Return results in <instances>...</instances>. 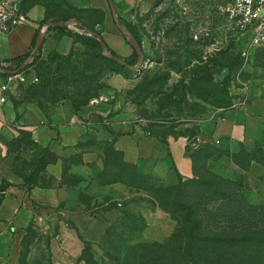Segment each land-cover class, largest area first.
Instances as JSON below:
<instances>
[{
	"label": "rangeland",
	"instance_id": "rangeland-1",
	"mask_svg": "<svg viewBox=\"0 0 264 264\" xmlns=\"http://www.w3.org/2000/svg\"><path fill=\"white\" fill-rule=\"evenodd\" d=\"M221 2L183 0L174 4L170 0H158L137 8L131 19L138 29L144 53V61L138 70L112 63L105 58L107 56L90 52L84 46L67 55L55 51L45 56L41 54L30 64L39 83L27 88L20 85L10 98L15 102H34L47 113L51 123L56 116L63 123H77L83 131L76 144L63 146L61 156L49 148L32 152L35 143L31 137L24 144L16 140V163L23 161L18 163V175L24 176L26 193L36 197L37 204L63 206L56 199L53 179L38 173L48 163L60 158L64 167L61 182L80 189L81 204L86 206V210L99 213L114 205L113 209L118 211L114 222L122 218L124 236L129 235L134 240H147V236L167 240L177 221L159 208L154 211L157 221L148 223L145 229L142 211L146 207L152 208L149 201L159 200L152 190L116 182L128 190L127 197L120 199L113 195L112 199L100 200L91 199L83 191L88 182L97 179L111 182L131 175L129 180L138 182L139 177H133L134 167L125 165L124 158L114 146L120 136L130 131L157 137L165 143L180 139L185 142L188 154H195L213 144L219 155L212 160L225 156L228 164L211 163L209 166L211 159L206 164L198 159L195 172L206 173L208 170L229 180L242 179L251 188L248 199L252 204H264V194L259 186L261 179H253L250 169L246 172L233 161V155L242 146L233 142L231 145L238 149L230 150L203 131L205 125H215L226 110L251 102L256 93L264 92V46L247 48L243 39L236 42L234 23L226 12L218 8ZM78 14L82 25L101 29L98 25L102 20L100 13L88 11ZM71 26L75 31L93 36L77 24ZM195 34L199 38L208 35L204 46L195 40ZM214 39L219 41L221 52L214 47ZM126 44L132 51L129 55L119 49L112 50L135 66L139 54L134 56L131 42ZM222 100L231 105L221 107L217 101ZM27 133L32 136L31 131ZM152 166L153 161L149 160L137 167V171L149 175ZM146 181H152L148 186L150 189L162 186L159 180ZM35 186L40 189L34 190ZM130 225L134 227L132 231L128 228ZM65 228L73 229L74 225L69 221L49 227L45 224L30 225V240L39 235L47 239L42 257L38 258L37 254L34 264H78V257L62 260L58 257L60 251L54 247L58 235ZM24 237L26 239V235ZM101 240L94 241L91 248L101 264H108L100 247ZM114 245H120L119 238ZM16 264H21L20 256Z\"/></svg>",
	"mask_w": 264,
	"mask_h": 264
},
{
	"label": "crops",
	"instance_id": "crops-1",
	"mask_svg": "<svg viewBox=\"0 0 264 264\" xmlns=\"http://www.w3.org/2000/svg\"><path fill=\"white\" fill-rule=\"evenodd\" d=\"M6 1L27 16V23L13 27L8 32L0 29L1 66H13L16 63L15 58L31 52L36 34H41L47 27V24L43 23L44 20L64 21L65 18L74 14L75 10H81V12L102 10L103 21L98 25L101 27V36L106 45L113 50L119 49L127 55L132 52L126 44V37L116 25L108 0ZM155 1L158 0H114V4L118 16L131 18L137 8ZM67 28L76 30L71 24ZM80 47L82 44L74 42V39L66 32L57 29L46 30L42 55H48L53 51L67 55L73 49ZM11 94L6 102L0 103V263H18L21 241L30 225L45 224L49 227L64 221L71 222L74 228L63 229L54 247L60 251L58 257L64 261L70 260L71 257L77 258L82 252L83 240L92 244L102 239L105 230L117 219L118 211L113 208L99 213L86 210V206L80 201V189L61 182L64 167L60 158L47 164L44 172L40 174L44 173L46 178L53 179L56 199L63 206L57 208L55 204H37L34 200L36 197L29 196V192L26 193V180L24 176L18 175V163L23 161L21 159L16 163L14 152L16 140L24 144L26 139L31 137L35 143L32 152L49 148L52 153L61 156L63 146L76 144L82 138L83 131L77 123H63L56 116L51 123L47 113L36 103L15 102L10 98ZM28 130L32 132V136L27 133ZM203 131L204 134L215 141L219 140L220 144L234 151L238 148L234 149L231 145L233 142L248 150L253 149L258 142L264 143V92L256 93L251 102L226 110L215 125L212 127L205 125ZM114 146L122 152L125 161L134 163L138 167L152 160L151 173L165 186L177 184L179 174L184 178L194 175L192 159L186 151L185 142L180 139L165 143L157 137L141 136L137 131L132 133L130 131L120 136ZM228 162V158L224 156L217 160L211 159L208 164L209 166L211 163L223 165ZM250 170L253 179L257 177L261 179L259 186L264 194L263 166L253 162ZM36 189L40 188L35 186L34 190ZM83 191L93 200L113 195L123 199L128 194V190L120 183L101 185L97 180L88 182ZM142 214L149 224L157 221V214L152 208H144ZM174 229L173 225L167 238ZM146 238L151 242L166 240H155L148 236ZM46 241L43 235L34 238L28 255L30 264L35 263L37 254H39L38 258L42 257Z\"/></svg>",
	"mask_w": 264,
	"mask_h": 264
},
{
	"label": "trees",
	"instance_id": "trees-1",
	"mask_svg": "<svg viewBox=\"0 0 264 264\" xmlns=\"http://www.w3.org/2000/svg\"><path fill=\"white\" fill-rule=\"evenodd\" d=\"M77 12H81V10H75V13L65 18L64 21L73 17L81 21ZM95 12L101 14L102 22L103 11L98 9ZM119 18L123 26L133 33L141 45L138 29L132 19L122 16ZM50 22L43 21L47 25ZM52 29L66 32L74 39V42H80L85 49L102 54L101 44L97 37L87 36L79 31L69 30L67 27L51 26L48 28V30ZM91 30L101 35L100 30ZM38 36L39 33L36 34L32 47H34ZM126 41L130 44L127 38ZM206 41L207 39L198 40L201 46H204ZM108 50L112 55H116L109 47ZM218 51L221 52L220 49ZM41 54L42 45L37 53L32 56L31 64L38 60ZM133 55L138 56L134 49ZM30 56L31 52L15 58L16 63L13 66H0L9 70L17 69ZM105 58L126 68L113 59ZM125 61L130 63L128 60ZM31 85L33 84L26 86V88ZM217 103H220L221 107L231 105L224 100L217 101ZM119 153L123 157L122 152L119 151ZM218 153L217 148L212 144L195 154H189L193 162L194 176L184 178L179 174V182L171 186H165L151 173L149 175L139 173L136 164L124 159L125 165L134 167L135 175L133 174V177H139L137 183H132L129 180L131 175L111 182L97 179L101 185L122 182L127 186L152 190L159 198L158 202L149 201L152 209L155 211L156 208H159L171 219L177 221L174 231L165 242L134 240L129 235L124 236L122 232L125 227L122 218L115 221L105 230L100 243L108 264H264V204L261 206L254 205L248 199V192L251 191L248 182L245 183L242 179L229 180L208 170L206 173L195 172L196 160H202L206 164L208 160L218 157ZM233 159L234 163L246 172L249 171L253 162L259 163L264 168V143L258 142L251 150L242 146L240 151L233 155ZM45 168L46 166L41 168L38 173L44 171ZM33 177H35L34 173ZM146 179L159 180L162 184L161 188L150 189L148 186L152 184V181H146ZM81 195L82 192L80 193V201ZM105 198L112 199V196ZM113 207L115 206L111 205L107 210ZM143 221H146L144 217ZM147 225L146 221L145 229ZM128 228L132 231L134 227L130 225ZM28 235L29 228L26 232V239L24 237L22 241L21 264H29L28 255L32 240L29 239ZM117 238L120 239L118 247L114 245ZM83 242L84 246L78 257V264H101L94 256L91 243L84 240Z\"/></svg>",
	"mask_w": 264,
	"mask_h": 264
},
{
	"label": "built area",
	"instance_id": "built-area-1",
	"mask_svg": "<svg viewBox=\"0 0 264 264\" xmlns=\"http://www.w3.org/2000/svg\"><path fill=\"white\" fill-rule=\"evenodd\" d=\"M177 4L183 0H170ZM222 1L218 8L231 18L234 23L236 33L235 40L243 43L247 48H256L264 46V0H219ZM27 16L19 11L12 3L6 0H0V29L3 32L10 31L13 27L25 25ZM73 24V23H71ZM208 35L199 38L198 34L193 37L195 40H206ZM214 47L219 50V41L215 39L212 42ZM32 57L26 59L29 65ZM39 78L33 72L32 67L28 66L18 74H0V103L9 99V95L20 85L28 86L38 84ZM216 140V143H219Z\"/></svg>",
	"mask_w": 264,
	"mask_h": 264
},
{
	"label": "water",
	"instance_id": "water-1",
	"mask_svg": "<svg viewBox=\"0 0 264 264\" xmlns=\"http://www.w3.org/2000/svg\"><path fill=\"white\" fill-rule=\"evenodd\" d=\"M108 2H109V6L111 8V12H112V15H113V18H114V20L116 22L117 27L122 32V34L131 42V45H132L133 49L135 51H137V53L139 54V61H138L137 65L131 66L123 58H121L119 56H116V55H112L109 52L108 47H107L103 37L101 35H98L96 31L91 30L88 27L82 25L81 21L78 20L76 17H73V18L69 19L68 21H53V22L48 23L45 31L42 32L41 34H39V36L37 37L35 45H34L32 51H31V56L30 57L35 55L37 53L38 49L40 48V46L43 44L44 39H45L46 30H48L49 27L54 26V27L65 28V27H68L71 23H74V24H77L78 26L82 27V29L84 31H86L88 34L93 35V36L98 38V40L100 41V44H101L102 54L104 56H107L108 58L113 59V60L117 61L118 63H120L121 65H124V66H126L128 68L138 70L140 68L141 64L144 61V53H143V50H142V46L140 45V43L136 39V37L133 35V33L129 29L124 27L123 24L121 23L120 18H119L118 14H117V11H116L114 0H108ZM28 66H29V62L28 61H25L21 66H19L17 69H14V70H9V69H6V68H3V67L0 66V73H3V74H9V73L18 74L21 71H23L24 69H26Z\"/></svg>",
	"mask_w": 264,
	"mask_h": 264
}]
</instances>
